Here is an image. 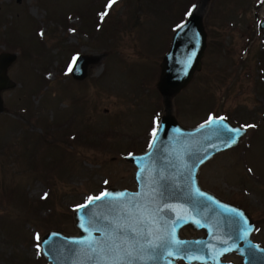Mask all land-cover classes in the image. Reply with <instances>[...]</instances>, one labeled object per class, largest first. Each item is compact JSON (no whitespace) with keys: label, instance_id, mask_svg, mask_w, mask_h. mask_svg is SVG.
Wrapping results in <instances>:
<instances>
[{"label":"rangeland","instance_id":"374dc122","mask_svg":"<svg viewBox=\"0 0 264 264\" xmlns=\"http://www.w3.org/2000/svg\"><path fill=\"white\" fill-rule=\"evenodd\" d=\"M0 0V264H48L40 238L77 234L75 207L107 188L135 190L124 157L147 149L165 110L157 89L171 37L198 10L200 69L169 95L178 122L223 117L247 132L198 172L200 185L248 212L264 247V0ZM95 58L75 80V58ZM251 126V127H248ZM47 194V195H45ZM187 238L202 232L182 229ZM223 261L239 263L232 252ZM178 264H184L178 262Z\"/></svg>","mask_w":264,"mask_h":264},{"label":"water","instance_id":"95a60500","mask_svg":"<svg viewBox=\"0 0 264 264\" xmlns=\"http://www.w3.org/2000/svg\"><path fill=\"white\" fill-rule=\"evenodd\" d=\"M198 10L174 31L160 63L157 89L165 110L150 141L154 146L124 157L136 167V191L110 187L104 192L107 197L74 209L77 234L45 233L40 249L49 264H113L128 259V252L133 264H176L180 260L232 264L222 261L231 252L241 256L239 264H264V247L251 240L256 225L248 212L202 189L198 182L200 167L237 146L246 129L225 118L186 128L170 108L169 95L178 93L200 69L206 34ZM260 28L264 29V19ZM15 58L14 54H0V112L4 111L1 91L15 85L7 76ZM94 62L93 57L78 56L72 77L84 79L87 66ZM233 138L235 143H231ZM184 228L201 230L203 236L186 239L181 235ZM246 229H251L247 235ZM90 241L95 251L88 247Z\"/></svg>","mask_w":264,"mask_h":264},{"label":"snow or ice","instance_id":"6c2138e0","mask_svg":"<svg viewBox=\"0 0 264 264\" xmlns=\"http://www.w3.org/2000/svg\"><path fill=\"white\" fill-rule=\"evenodd\" d=\"M115 2H116V0H109L108 7H111V5L114 4ZM220 119H223V117H221ZM211 120H212V118L210 117V121L209 122H211ZM248 127H251V126H248ZM230 131L237 132L238 130H230ZM152 135H153V137H155L156 132L153 131ZM231 143H235V138H233L231 140ZM153 146H154L153 143L150 142L149 147L152 148ZM45 195H47V194H45ZM120 195H123V194H120ZM201 195H203V193H201ZM107 196H108V193H102L101 196L89 197L88 201L92 202L94 199L95 200H100L102 197H107ZM243 223L245 225H247V220H244ZM250 230L251 229H246L244 234L247 235V232L250 231ZM93 243L94 242H92V241L88 242V247L90 249H92V251H95V248L93 247ZM168 254L171 255L172 253L169 252ZM127 257H128V259H126V260L125 259H118L117 261L113 262V264H133V257H132V253L131 252L127 253Z\"/></svg>","mask_w":264,"mask_h":264}]
</instances>
